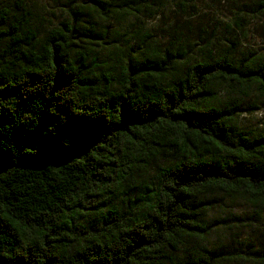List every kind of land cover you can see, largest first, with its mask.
I'll return each mask as SVG.
<instances>
[{"label": "trees", "instance_id": "16d2710c", "mask_svg": "<svg viewBox=\"0 0 264 264\" xmlns=\"http://www.w3.org/2000/svg\"><path fill=\"white\" fill-rule=\"evenodd\" d=\"M73 1L41 28L30 0H0V264H219L191 244L215 195L264 202V131L238 123L264 97L241 37L264 0H219L230 19L173 0L162 35L141 12L172 0ZM224 85L246 101L217 102ZM155 159V190L115 206Z\"/></svg>", "mask_w": 264, "mask_h": 264}, {"label": "rangeland", "instance_id": "374dc122", "mask_svg": "<svg viewBox=\"0 0 264 264\" xmlns=\"http://www.w3.org/2000/svg\"><path fill=\"white\" fill-rule=\"evenodd\" d=\"M159 2L160 8L150 13L141 12V15L148 29H154L153 33L162 35V29L176 16L175 12H183L173 0L169 3L158 1L155 6ZM194 3L200 9V15L217 14L223 19L232 18L231 2L195 0ZM30 4L36 12L37 24L41 28H49L63 19L69 8L76 3L73 0H30ZM134 20L129 18L124 22L123 32L126 33L134 27ZM244 26L241 37H247L244 41L245 50H253L263 57L264 17L249 18ZM220 89L217 100L219 103L232 98L241 101L247 97L237 87L224 85ZM253 98L258 110L240 115L238 123L246 131H264V97L257 93ZM166 164L167 161L161 159L149 160L145 166L136 170L125 181V193L116 199L114 205L125 210L136 197L151 194L157 184L158 171ZM215 198V204L208 213V218L213 223L211 234L206 238L193 239L191 244L196 249H207L226 256L219 264H264V258L258 254L264 249V202L255 204L241 196L229 197L221 193L216 194ZM93 218L94 214L86 213L79 216L78 221L89 224Z\"/></svg>", "mask_w": 264, "mask_h": 264}]
</instances>
